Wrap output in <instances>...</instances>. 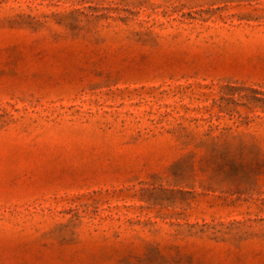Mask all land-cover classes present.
<instances>
[{"label": "rangeland", "instance_id": "obj_1", "mask_svg": "<svg viewBox=\"0 0 264 264\" xmlns=\"http://www.w3.org/2000/svg\"><path fill=\"white\" fill-rule=\"evenodd\" d=\"M0 264H264V0H0Z\"/></svg>", "mask_w": 264, "mask_h": 264}]
</instances>
